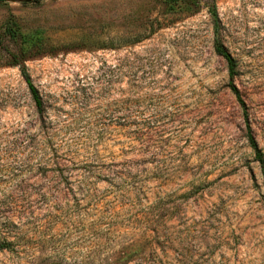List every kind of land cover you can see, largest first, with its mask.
Returning a JSON list of instances; mask_svg holds the SVG:
<instances>
[{
	"label": "rangeland",
	"instance_id": "374dc122",
	"mask_svg": "<svg viewBox=\"0 0 264 264\" xmlns=\"http://www.w3.org/2000/svg\"><path fill=\"white\" fill-rule=\"evenodd\" d=\"M182 7L0 0V32L81 43L25 61L41 113L0 64V264H264V163L207 6ZM215 7L264 161V0Z\"/></svg>",
	"mask_w": 264,
	"mask_h": 264
},
{
	"label": "trees",
	"instance_id": "16d2710c",
	"mask_svg": "<svg viewBox=\"0 0 264 264\" xmlns=\"http://www.w3.org/2000/svg\"><path fill=\"white\" fill-rule=\"evenodd\" d=\"M168 3H170L171 6L182 4V10H190V13H195L199 9H201L203 6H207L208 12L212 18L213 22V31H214V43H213V49L216 54L222 56L227 64L228 73L230 77V87L232 92L235 94L239 104L243 108V114L246 122V134L247 139L249 142L250 147L253 149L255 158L263 164V158L260 153V149L257 146V143L252 135L251 128L248 122L247 113H246V106L245 102L242 100L240 93L238 89L235 87V85L232 82V78L235 74V67L236 62L234 58L231 56L230 53L224 48L220 40L218 39V17L215 7V0H167ZM189 12V11H188ZM10 43V45H15L14 50H10L8 48L9 44L5 48L6 52V59L4 61L2 60V56H0V64H7L10 66H17L20 70L21 76L24 79L27 88L29 90L31 99L36 107V110L41 113L43 109V102L41 99V96L36 88V86L33 84L27 68L25 61L28 59H31L38 55H43L45 53H52L55 51L65 50V49H71L76 48L77 46H80L79 43H67L63 45H47L43 44V42L39 41H33L30 33H23L20 31L19 25L11 20L10 18L5 22L3 30L0 32V44L2 43ZM9 243L3 242L0 244V249L2 248H8Z\"/></svg>",
	"mask_w": 264,
	"mask_h": 264
}]
</instances>
